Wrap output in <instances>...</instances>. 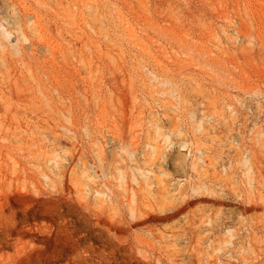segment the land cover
I'll list each match as a JSON object with an SVG mask.
<instances>
[{
	"label": "rangeland",
	"instance_id": "rangeland-1",
	"mask_svg": "<svg viewBox=\"0 0 264 264\" xmlns=\"http://www.w3.org/2000/svg\"><path fill=\"white\" fill-rule=\"evenodd\" d=\"M0 171L46 264H264V0H0Z\"/></svg>",
	"mask_w": 264,
	"mask_h": 264
},
{
	"label": "bare ground",
	"instance_id": "bare-ground-1",
	"mask_svg": "<svg viewBox=\"0 0 264 264\" xmlns=\"http://www.w3.org/2000/svg\"><path fill=\"white\" fill-rule=\"evenodd\" d=\"M90 169H92V168H90ZM92 173H93V171H92ZM34 176H36V175H33L32 177H34ZM42 176L44 177V175H42ZM94 176L97 177L96 175H94ZM19 179H20L19 174L15 173L14 171H10V172L0 171V251L2 249L12 250L10 254H0V264H35V261H32L34 258L32 260L30 259L32 254L35 252L34 248H36V246H37L34 244L35 247H33L34 246L33 242L35 240L38 242H41L42 251L44 253V257L41 256V257H43L42 260L38 256L39 260L36 259L37 260L36 263L37 264H46V260H47L46 255L48 254L47 253L48 249L50 250V244L48 241L50 236L48 235V233H50L51 230L45 224L40 225V224H37L35 222L37 218L46 217L45 214L48 213L47 211H46L47 213L44 212V209L47 208V207H45V202L41 201V200H35V199L37 197L39 199H42V198L46 199V196H45V194H43L44 192L43 193L41 192V194H38V196L35 198L34 194H36L37 190L35 191L36 187L33 184V182L29 183L28 178L25 176L22 177L21 182H19ZM73 190L76 194H78L77 189H73ZM90 190H91V188H90ZM46 201H48V199H46ZM34 202H36V203H34ZM11 204H14V207H17V208H13L11 206ZM54 215H55V213H54ZM83 215L84 214L82 213L81 217H83ZM47 216H49V215H47ZM60 217H61V214H60ZM64 225H66V224H64ZM60 228H55L54 233L59 234L58 232L61 231ZM63 231H64V229H63ZM60 233H64V232H60ZM37 235L40 237V239L34 238L35 236L37 237ZM27 237H29V238L33 237L35 240H25V238H27ZM54 237H55V235H54ZM57 237H59V236H57ZM61 237L62 236H60V238ZM55 241L57 242V240H55ZM77 243H79V242H77ZM51 244H52V242H51ZM61 245H63V244L61 243L60 246ZM53 248H55V247L53 246ZM86 249H87V247H86ZM89 249L91 250L92 247L88 248V250ZM88 250H87V252L89 254H91L92 256L96 255V254H94L95 251H88ZM40 252H41V250H40ZM64 254L65 253H63V255ZM98 254H99V252H98ZM101 254H100V256H101ZM94 258H95V256H94ZM54 261H55V259H54ZM77 261H78V258H77ZM107 261H109V260H107ZM107 261L106 262L103 261V262L107 263ZM67 262H68V259H67ZM75 262L76 261H74V263ZM71 263H72V260H71ZM67 264H69V262Z\"/></svg>",
	"mask_w": 264,
	"mask_h": 264
}]
</instances>
